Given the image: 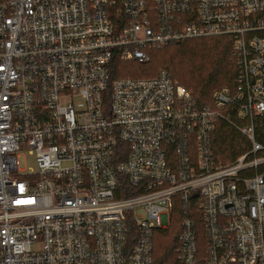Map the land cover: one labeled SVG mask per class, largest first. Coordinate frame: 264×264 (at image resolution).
<instances>
[{
	"label": "built area",
	"instance_id": "1",
	"mask_svg": "<svg viewBox=\"0 0 264 264\" xmlns=\"http://www.w3.org/2000/svg\"><path fill=\"white\" fill-rule=\"evenodd\" d=\"M206 36L238 65L213 107L164 69L110 79L115 57ZM219 119L249 142L227 163ZM259 121L264 0H0V264H154L175 198L177 264H264Z\"/></svg>",
	"mask_w": 264,
	"mask_h": 264
},
{
	"label": "trees",
	"instance_id": "2",
	"mask_svg": "<svg viewBox=\"0 0 264 264\" xmlns=\"http://www.w3.org/2000/svg\"><path fill=\"white\" fill-rule=\"evenodd\" d=\"M148 56L149 59L145 62L149 61L155 65L153 72L135 73L133 68L126 65L129 61H122L115 57L111 64L110 79L152 77L157 74L155 72L162 64L168 68L170 73L166 71L173 80L177 79L189 90L192 100L200 108L213 107L211 95L215 89L223 86L232 89L235 87L238 65L233 54L230 36L194 37L173 41L162 48L148 49ZM232 121L234 123V119ZM256 139L264 144V121H259L257 124ZM210 143L216 160L220 159L219 156L224 158L223 160H231L244 151V147L249 146L247 137L241 135L235 125L224 119H219L215 124L210 135ZM243 144L245 146L242 148ZM135 193L137 192H129V194ZM123 195L125 196L126 193ZM190 209L195 211L192 204ZM180 210L181 205L178 198H175L170 227L155 232L157 241L153 242L154 264H177L175 255L178 247ZM195 218L197 228H201L203 219L197 210Z\"/></svg>",
	"mask_w": 264,
	"mask_h": 264
},
{
	"label": "rangeland",
	"instance_id": "3",
	"mask_svg": "<svg viewBox=\"0 0 264 264\" xmlns=\"http://www.w3.org/2000/svg\"><path fill=\"white\" fill-rule=\"evenodd\" d=\"M162 48V47H161ZM151 49H153V48H151ZM126 65L127 66H129V68H133L134 69V72L135 73H144V74H148V73H150V72H153L154 70H155V65L152 63V62H135V61H129L128 63H126ZM159 66V65H158ZM158 71L156 70V72L155 73H158L161 69H164V70H167L168 72H169V70H168V68L167 67H164V66H162V64L160 65V67H158ZM170 73V72H169ZM154 75H156V74H154ZM173 78V77H172ZM174 81L175 82H177V83H179V84H181V82L180 81H178L177 79H174ZM181 85H183V84H181ZM184 86V85H183ZM185 87V86H184ZM216 87H218V86H216ZM215 87V88H216ZM215 88H213V89H215ZM212 89V90H213ZM211 90V91H212ZM241 134V133H240ZM242 135V134H241ZM243 140V139H242ZM243 143H244V140H243ZM245 145L243 144L242 145V148L244 147ZM249 147V146H248ZM248 147H244V151H242V152H240L238 155H236L233 159H231V160H227V159H225V160H223L224 158H221V156H219L220 157V159L219 160H217L218 162H220V163H227V162H230V161H232V160H234L235 158H237L240 154H242V153H244L245 151H247V149H249ZM20 167L21 168H23V169H27L29 166H31V165H33V160L31 159V158H26V157H20ZM227 161V162H226ZM157 241V238L154 236V241L153 242H156Z\"/></svg>",
	"mask_w": 264,
	"mask_h": 264
}]
</instances>
